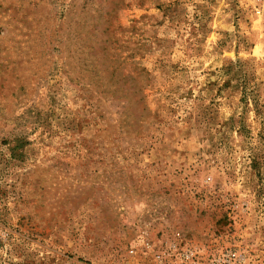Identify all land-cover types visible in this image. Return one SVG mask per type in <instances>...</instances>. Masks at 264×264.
<instances>
[{
	"label": "rangeland",
	"instance_id": "374dc122",
	"mask_svg": "<svg viewBox=\"0 0 264 264\" xmlns=\"http://www.w3.org/2000/svg\"><path fill=\"white\" fill-rule=\"evenodd\" d=\"M264 264V0H0V264Z\"/></svg>",
	"mask_w": 264,
	"mask_h": 264
},
{
	"label": "built area",
	"instance_id": "2783aa9c",
	"mask_svg": "<svg viewBox=\"0 0 264 264\" xmlns=\"http://www.w3.org/2000/svg\"><path fill=\"white\" fill-rule=\"evenodd\" d=\"M156 264H164V259L162 258V255H158L156 259Z\"/></svg>",
	"mask_w": 264,
	"mask_h": 264
}]
</instances>
